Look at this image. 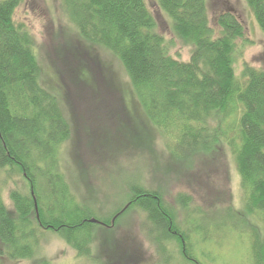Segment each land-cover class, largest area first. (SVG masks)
<instances>
[{
    "label": "trees",
    "instance_id": "16d2710c",
    "mask_svg": "<svg viewBox=\"0 0 264 264\" xmlns=\"http://www.w3.org/2000/svg\"><path fill=\"white\" fill-rule=\"evenodd\" d=\"M156 1L171 33L190 47L187 60L171 54V42L157 31L146 0H61L75 30L67 37L69 47L97 46L118 59L129 84L127 90L118 87L121 101L131 116L142 118L135 133H145L144 147L160 132L173 162L184 167L189 156L185 168H190L195 157L226 145L239 177L241 206L192 208L186 231L179 229L160 194L142 185L132 187L127 208L135 206L147 215V226L154 231L152 238L147 236L156 248L163 245L165 251L173 240L183 264H216L201 244L233 234L240 242L246 237L243 264H264V66L244 62L236 75L238 41H246L227 0H215L221 8L213 15L210 0ZM245 2L264 36V0ZM21 3L0 0V172L6 183L17 176L27 188L8 189V207L0 185V264L35 257L40 228L58 232L78 256L89 257L94 224L110 227L127 208L94 217L69 187L59 156L71 124L61 92L44 81L33 37L16 19ZM73 59L82 62L79 56ZM84 70H76V80L87 88L91 73ZM180 203L188 210L189 196ZM197 218L210 220L213 232L207 223H196ZM31 264L52 262L38 258Z\"/></svg>",
    "mask_w": 264,
    "mask_h": 264
},
{
    "label": "rangeland",
    "instance_id": "374dc122",
    "mask_svg": "<svg viewBox=\"0 0 264 264\" xmlns=\"http://www.w3.org/2000/svg\"><path fill=\"white\" fill-rule=\"evenodd\" d=\"M146 1L157 31L171 42V54L187 60L190 47L171 33L169 20L157 1ZM227 1L245 33L246 42L241 45L238 41L241 53L236 55L233 64L239 76L244 62L255 67L264 66V36L245 0ZM220 8V3L209 1L212 15ZM15 14L33 37L45 83L61 92L63 113L72 129L69 140L60 150L62 171L77 199L94 217H110L119 209L127 208L132 187L141 185L160 194L163 204L174 211L181 231H186L189 215H192L189 212H194L192 208L208 210L225 208L229 204L234 208L241 206L239 177L226 145L195 157L190 168H185L189 166V156L184 167L173 162L160 132H155L154 142L144 147L145 133L141 132L140 136L135 133L137 121L142 118L137 113L131 116L124 109L118 90L120 86L129 89L122 65L106 49L69 47L67 37L75 30L69 26L61 0H22ZM75 56L82 62L78 64L73 59ZM54 67L59 71L55 72ZM79 68L91 73L87 88L76 80ZM174 153H178L176 149ZM4 178L5 174L0 172L2 198L11 207L8 189H27L26 181L14 176L6 183ZM183 196H189L188 210L180 203ZM210 216L214 215L211 213ZM196 223L208 224L213 232L210 220L206 224L204 219L197 218ZM111 224L110 227L94 224L89 257L78 256L58 232L40 228L35 257L7 261L6 264H31L38 258H47L52 264H183L178 245L173 240L166 243L165 251L163 245L162 249L156 248L150 239L154 231L150 224L147 226V215L135 206L127 208ZM234 237V234L223 237L218 243L203 242L201 246L209 258L216 259V264H243L246 237L242 242ZM193 239L198 238L194 236Z\"/></svg>",
    "mask_w": 264,
    "mask_h": 264
},
{
    "label": "water",
    "instance_id": "95a60500",
    "mask_svg": "<svg viewBox=\"0 0 264 264\" xmlns=\"http://www.w3.org/2000/svg\"><path fill=\"white\" fill-rule=\"evenodd\" d=\"M35 210H36V216L38 217L37 206H36V204H35ZM90 222H97V220L94 219V218H91V219H90ZM112 222H113V220H112Z\"/></svg>",
    "mask_w": 264,
    "mask_h": 264
}]
</instances>
